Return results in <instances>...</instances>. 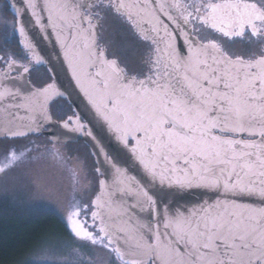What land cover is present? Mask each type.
<instances>
[{
  "label": "snow or ice",
  "instance_id": "1",
  "mask_svg": "<svg viewBox=\"0 0 264 264\" xmlns=\"http://www.w3.org/2000/svg\"><path fill=\"white\" fill-rule=\"evenodd\" d=\"M3 7L13 19L0 16V34L19 52L0 48V177L23 169L39 152L30 137L58 119L96 158L60 213L70 244L108 264H264V0ZM53 56L126 160L77 113L58 115L72 92L50 74Z\"/></svg>",
  "mask_w": 264,
  "mask_h": 264
},
{
  "label": "rangeland",
  "instance_id": "2",
  "mask_svg": "<svg viewBox=\"0 0 264 264\" xmlns=\"http://www.w3.org/2000/svg\"><path fill=\"white\" fill-rule=\"evenodd\" d=\"M3 6L0 0V16L11 21ZM0 48L19 52L15 40L7 43L2 34ZM62 107H65L63 103ZM58 115L61 114L58 112ZM30 139L39 146V152L34 153L33 159L21 171L0 177V218L13 221V214L17 216V211L20 212L18 217L27 222H31L29 219L32 217L47 215L60 223L57 226L47 220L45 233L21 264H81V261L85 264H108L105 251H92L70 244L71 238L60 219V213L65 212L74 190L88 185L92 179L87 149L81 144L53 145L40 136Z\"/></svg>",
  "mask_w": 264,
  "mask_h": 264
},
{
  "label": "water",
  "instance_id": "3",
  "mask_svg": "<svg viewBox=\"0 0 264 264\" xmlns=\"http://www.w3.org/2000/svg\"><path fill=\"white\" fill-rule=\"evenodd\" d=\"M1 1L4 2V0ZM9 14L12 17L11 12H9ZM25 19H27V17ZM40 46L42 48H48V50H50V46H46L44 42H41ZM52 59H53V67L55 68L56 72L50 74L55 75L56 73H58L59 82L62 83L65 87L69 89V91L72 92V95L70 97L66 96L65 100L67 101L68 105L69 104L71 105V108L73 109L74 113L80 115L87 123L86 130L90 129L92 131L93 135L96 136L98 140H100V142L102 143V145L104 146L107 152H109L114 156H117L122 160V162L126 160L128 155L127 150L124 149L122 145L118 144V142L115 140L112 134L107 130L106 126H104L101 122H99L97 119H95L92 116V114L86 108V100L81 94L78 93V91L75 90L74 82L70 83V78L68 74L60 70L59 65L55 63L54 56L52 57ZM61 124H62L61 121L58 122L54 120V123L49 124L45 127V129L43 130V134L32 135L31 137L42 135L47 138L48 142L55 141L58 138L59 143L55 144L57 146L82 142L87 147L89 153L95 151L93 147L94 142L91 140L90 137H87L86 135H83L81 133L68 132L67 130L62 128ZM92 157L96 159L94 156ZM133 172H135V169H133ZM177 199L179 203L183 204L185 200L192 202L199 199V196L195 191H193L186 194L184 196V200H179V197H177ZM170 202H171V198H170Z\"/></svg>",
  "mask_w": 264,
  "mask_h": 264
},
{
  "label": "trees",
  "instance_id": "4",
  "mask_svg": "<svg viewBox=\"0 0 264 264\" xmlns=\"http://www.w3.org/2000/svg\"><path fill=\"white\" fill-rule=\"evenodd\" d=\"M5 13L12 18L7 10ZM15 213L17 216L13 214V221L0 218V264H21L39 237L45 233L47 220L57 226L60 223L55 217L47 215L32 217L29 219L32 221L27 222L18 217L20 212Z\"/></svg>",
  "mask_w": 264,
  "mask_h": 264
},
{
  "label": "flooded vegetation",
  "instance_id": "5",
  "mask_svg": "<svg viewBox=\"0 0 264 264\" xmlns=\"http://www.w3.org/2000/svg\"><path fill=\"white\" fill-rule=\"evenodd\" d=\"M34 74L35 75H39V77H44L45 76V70L43 68H41V69H39ZM62 103L65 105V107H62L61 106V110L58 111V112L61 115H63L64 112H68V114L71 115L74 112L73 109L71 108V111H69L68 104L67 103H64V102H62ZM73 118H75V116ZM56 121L60 122L59 120H56ZM80 122L83 123V124H85V125L87 124L81 116H80ZM36 137H38V136H36ZM40 137H42L43 139H45V141L48 142V140H47V138L45 136H42L41 135ZM75 144H81V145H83L87 149V147L82 142H77ZM87 151H88V149H87ZM88 153H89V151H88ZM89 156H90V162H89V167L90 168L89 169H90V172H92L93 171V167H94V163H95V159L90 155V153H89Z\"/></svg>",
  "mask_w": 264,
  "mask_h": 264
}]
</instances>
